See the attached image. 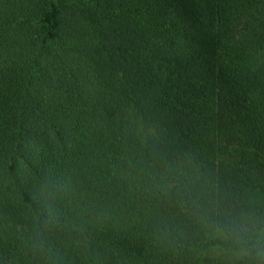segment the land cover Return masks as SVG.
Instances as JSON below:
<instances>
[{"label":"trees","instance_id":"16d2710c","mask_svg":"<svg viewBox=\"0 0 264 264\" xmlns=\"http://www.w3.org/2000/svg\"><path fill=\"white\" fill-rule=\"evenodd\" d=\"M0 264H264V0H0Z\"/></svg>","mask_w":264,"mask_h":264}]
</instances>
